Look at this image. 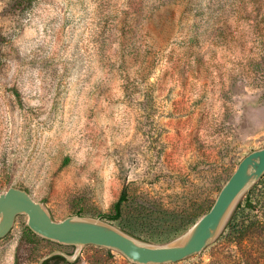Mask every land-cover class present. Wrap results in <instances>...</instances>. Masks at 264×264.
<instances>
[{
  "label": "rangeland",
  "instance_id": "374dc122",
  "mask_svg": "<svg viewBox=\"0 0 264 264\" xmlns=\"http://www.w3.org/2000/svg\"><path fill=\"white\" fill-rule=\"evenodd\" d=\"M263 147L264 0H0V192L162 245ZM53 251L74 248L18 216L0 264ZM48 264L131 263L86 246ZM174 264H264V176L214 243Z\"/></svg>",
  "mask_w": 264,
  "mask_h": 264
},
{
  "label": "water",
  "instance_id": "95a60500",
  "mask_svg": "<svg viewBox=\"0 0 264 264\" xmlns=\"http://www.w3.org/2000/svg\"><path fill=\"white\" fill-rule=\"evenodd\" d=\"M264 176V147L244 156L219 190L210 209L174 240L155 245L139 240L100 218L73 215L53 219L42 203L23 189L0 192V239L11 231L18 216H26L27 227L36 236L74 248L72 255L53 251L39 264L55 256L75 262L86 246L115 251L131 264H174L201 254L216 241L242 198Z\"/></svg>",
  "mask_w": 264,
  "mask_h": 264
},
{
  "label": "trees",
  "instance_id": "16d2710c",
  "mask_svg": "<svg viewBox=\"0 0 264 264\" xmlns=\"http://www.w3.org/2000/svg\"><path fill=\"white\" fill-rule=\"evenodd\" d=\"M124 201V194L121 195V197L119 198V200L117 201V203L115 204V211H116V215L113 218H117L119 215V210H120V206L122 204V202ZM248 207H251L250 204H247ZM50 261H65L62 257L59 256H55L53 258H51L50 260L44 262V264H48Z\"/></svg>",
  "mask_w": 264,
  "mask_h": 264
}]
</instances>
